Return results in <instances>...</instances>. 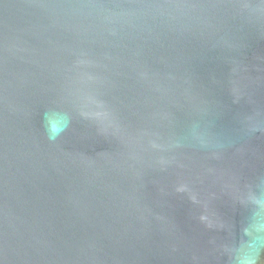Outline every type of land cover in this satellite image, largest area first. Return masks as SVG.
I'll list each match as a JSON object with an SVG mask.
<instances>
[{
    "label": "water",
    "instance_id": "1",
    "mask_svg": "<svg viewBox=\"0 0 264 264\" xmlns=\"http://www.w3.org/2000/svg\"><path fill=\"white\" fill-rule=\"evenodd\" d=\"M0 264H264V0H0Z\"/></svg>",
    "mask_w": 264,
    "mask_h": 264
}]
</instances>
